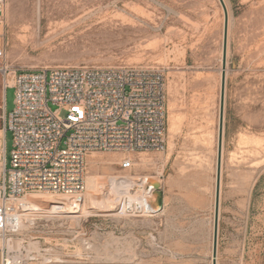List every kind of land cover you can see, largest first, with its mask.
Returning a JSON list of instances; mask_svg holds the SVG:
<instances>
[{
    "label": "rangeland",
    "instance_id": "rangeland-1",
    "mask_svg": "<svg viewBox=\"0 0 264 264\" xmlns=\"http://www.w3.org/2000/svg\"><path fill=\"white\" fill-rule=\"evenodd\" d=\"M224 2L229 27L217 262L264 264V0ZM6 18L1 32L11 69L154 68L164 71L167 84L166 149L94 153L86 171L87 181L88 172L105 181L152 177L162 190L152 210L162 211L120 215L118 204L89 216L78 210L40 215L14 244L29 249L39 242L42 254L64 264H211L224 46L219 0H8ZM14 101L8 89L7 113ZM3 140L0 119V149ZM5 140L9 168L10 132ZM125 157L133 170L120 167Z\"/></svg>",
    "mask_w": 264,
    "mask_h": 264
},
{
    "label": "built area",
    "instance_id": "built-area-1",
    "mask_svg": "<svg viewBox=\"0 0 264 264\" xmlns=\"http://www.w3.org/2000/svg\"><path fill=\"white\" fill-rule=\"evenodd\" d=\"M0 0V75L3 90L15 91L14 108L1 107L0 241L2 264H64L27 248L14 238L28 212L24 198L51 194L73 207L84 200L88 157L94 153L161 152L166 149L167 100L163 70L143 67H53L11 69L7 65L6 9ZM55 107V109H53ZM12 135L8 168L6 134ZM125 157L120 167L130 170ZM148 196L154 191L145 186ZM121 210L150 215L124 199Z\"/></svg>",
    "mask_w": 264,
    "mask_h": 264
},
{
    "label": "bare ground",
    "instance_id": "bare-ground-1",
    "mask_svg": "<svg viewBox=\"0 0 264 264\" xmlns=\"http://www.w3.org/2000/svg\"><path fill=\"white\" fill-rule=\"evenodd\" d=\"M173 126L174 124H172V127L170 128L171 131L174 130ZM93 157L96 156L90 155L88 157V167L94 166L95 161ZM141 161L143 164H145L149 161V159L144 157L141 159ZM131 170H133V168L128 171ZM87 179L88 181L86 180V182H88L89 188L88 192L84 195L83 203L79 205L81 207L80 209H77L78 206L74 208L70 199L61 196L56 199L39 195L24 198L23 201H25L27 204L28 212L22 216L20 231L32 229L33 225H35V220L37 219L36 217L40 215L63 216V214L72 213L73 211L77 210L81 211L82 216H89L94 213H108L115 211L116 207H118L117 205L121 204V201L127 198L133 202H136L138 205L146 207L149 214L153 213V210L156 208L155 201L157 199V193L154 192L152 195L148 196L145 192V186H152L154 182L152 177L136 178L131 175H125L123 177L109 178L107 181H105L104 179L97 176L92 177L88 172ZM105 186L107 189H105ZM105 190H107L106 193L103 192ZM60 202H63L62 206L52 205L53 203ZM126 210L127 209L123 207V211H121L120 215L126 213ZM118 215L119 214L115 216ZM152 215L153 214H150L148 216ZM68 217L72 218V220L74 218H78L79 220V217L74 215H70ZM0 244H2V241H0ZM22 245L23 243L18 241L16 245H13V247L16 246V248H21ZM28 248V251H34L38 253V255L42 256L44 262L48 263L49 260L46 258L45 254H42V252H46V250L41 249L39 242L29 243ZM55 260L57 262L65 263L60 261L58 258H55Z\"/></svg>",
    "mask_w": 264,
    "mask_h": 264
},
{
    "label": "water",
    "instance_id": "water-1",
    "mask_svg": "<svg viewBox=\"0 0 264 264\" xmlns=\"http://www.w3.org/2000/svg\"><path fill=\"white\" fill-rule=\"evenodd\" d=\"M224 12V46H223V61H222V84H221V98L219 111V136H218V155H217V179H216V193H215V215H214V230H213V252L212 264H218V240H219V217H220V192H221V169L223 156V136H224V117H225V89H226V65H227V39L229 27V14L224 0H219ZM152 190L157 193L158 198H162L161 183L154 181ZM162 211L159 207L155 212L150 214H157Z\"/></svg>",
    "mask_w": 264,
    "mask_h": 264
},
{
    "label": "crops",
    "instance_id": "crops-1",
    "mask_svg": "<svg viewBox=\"0 0 264 264\" xmlns=\"http://www.w3.org/2000/svg\"><path fill=\"white\" fill-rule=\"evenodd\" d=\"M6 91L3 90V103L1 105V107L5 106L6 107V103H5V99H6ZM0 107V108H1ZM123 160V159H122ZM0 264H2V251H1V248H0Z\"/></svg>",
    "mask_w": 264,
    "mask_h": 264
}]
</instances>
